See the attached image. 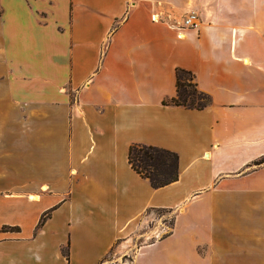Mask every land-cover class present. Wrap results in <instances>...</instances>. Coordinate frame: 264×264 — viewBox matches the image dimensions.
<instances>
[{
	"label": "crops",
	"instance_id": "crops-1",
	"mask_svg": "<svg viewBox=\"0 0 264 264\" xmlns=\"http://www.w3.org/2000/svg\"><path fill=\"white\" fill-rule=\"evenodd\" d=\"M176 68L208 106L162 103ZM135 143L177 180L151 187ZM262 158L264 0H0V264H264Z\"/></svg>",
	"mask_w": 264,
	"mask_h": 264
},
{
	"label": "trees",
	"instance_id": "trees-1",
	"mask_svg": "<svg viewBox=\"0 0 264 264\" xmlns=\"http://www.w3.org/2000/svg\"><path fill=\"white\" fill-rule=\"evenodd\" d=\"M174 75L175 95L169 100H162L163 104L196 110H201L210 104L209 95L197 88L194 75L190 71L176 68ZM127 161L130 167L140 177L145 178L153 188L165 186L178 178V155L168 149L138 143L131 144L127 151ZM261 161H264V158ZM50 211L51 209L40 216L36 230L42 225ZM157 211L163 212V210ZM8 229L16 230L18 227H1V231ZM62 254L67 264H70L67 246L62 249Z\"/></svg>",
	"mask_w": 264,
	"mask_h": 264
},
{
	"label": "built area",
	"instance_id": "built-area-1",
	"mask_svg": "<svg viewBox=\"0 0 264 264\" xmlns=\"http://www.w3.org/2000/svg\"><path fill=\"white\" fill-rule=\"evenodd\" d=\"M154 19V18H153ZM199 25V20H198V15L195 11H190L186 15L183 16V18L180 21L179 26H177V29L180 30L183 27L186 28H196ZM176 36L180 38L182 36L181 32H177ZM165 218L164 215L159 212L158 217L153 216L152 213V219L151 223H153L152 230H153V235L151 236L152 239H157L161 235L166 234L170 230V225L169 223L161 222V219Z\"/></svg>",
	"mask_w": 264,
	"mask_h": 264
},
{
	"label": "rangeland",
	"instance_id": "rangeland-1",
	"mask_svg": "<svg viewBox=\"0 0 264 264\" xmlns=\"http://www.w3.org/2000/svg\"><path fill=\"white\" fill-rule=\"evenodd\" d=\"M152 213H153V212H152ZM152 213H151V216H152ZM154 215L158 217L159 212H158V211H154L153 216H154ZM151 219H152V217H151ZM170 220H171L170 217H165V218H162V219H161V222L163 221V222H165V223H169ZM150 222H151V221H150ZM151 224H152V223H151ZM111 256H112V253L110 252V253L108 254V258H107V259H112Z\"/></svg>",
	"mask_w": 264,
	"mask_h": 264
}]
</instances>
